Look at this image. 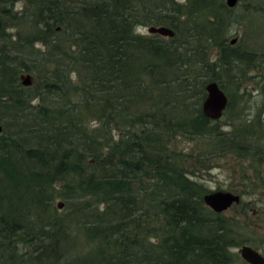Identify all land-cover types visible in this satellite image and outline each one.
<instances>
[{
	"label": "trees",
	"instance_id": "trees-1",
	"mask_svg": "<svg viewBox=\"0 0 264 264\" xmlns=\"http://www.w3.org/2000/svg\"><path fill=\"white\" fill-rule=\"evenodd\" d=\"M235 6L0 0V264H236L230 249L249 240L203 204L171 147L201 139L264 187V137L201 112L224 75L261 72L264 96V54L226 42ZM145 25L173 36L135 32Z\"/></svg>",
	"mask_w": 264,
	"mask_h": 264
},
{
	"label": "rangeland",
	"instance_id": "rangeland-1",
	"mask_svg": "<svg viewBox=\"0 0 264 264\" xmlns=\"http://www.w3.org/2000/svg\"><path fill=\"white\" fill-rule=\"evenodd\" d=\"M177 1L185 2V0ZM222 2L225 3V0ZM259 2V0H238L230 17L227 18L231 21V25L226 28L225 35L228 45L250 50L256 57L264 54V8L259 7ZM148 26H138L135 32L143 36L151 35L147 32ZM232 39L234 41L231 43ZM209 52L212 57L215 49ZM239 68H232L229 74L239 75ZM245 76L251 77L241 80L242 82H239L238 77L236 79L227 78L226 75L221 77L222 90L230 100V105L224 111L218 125L222 130L228 131L233 126L251 124L255 137H264L261 72L254 69L247 71ZM173 141L171 147L176 149L175 164L181 168L186 178L199 182L207 192L230 191L240 196L237 204H232L222 212L223 216L235 222L236 234L240 238L249 240V244L241 243L230 249L238 258L236 264H247L239 257L238 249L242 244L250 245L264 256V187H260L253 180L247 161L230 154L210 158V154L206 155V153L212 147L201 139L187 140L185 137L176 136ZM262 176L264 179V167ZM58 202L61 203L60 208L57 207ZM53 206L59 214L63 212L64 204L61 198H55Z\"/></svg>",
	"mask_w": 264,
	"mask_h": 264
},
{
	"label": "water",
	"instance_id": "water-1",
	"mask_svg": "<svg viewBox=\"0 0 264 264\" xmlns=\"http://www.w3.org/2000/svg\"><path fill=\"white\" fill-rule=\"evenodd\" d=\"M237 0H225V5L232 8ZM147 32L157 34L163 37H172L173 31L165 25H149ZM234 39L230 42L232 43ZM20 83L28 86L32 82L31 76L26 74L19 75ZM205 96L201 102L202 114L211 120H217L221 117L228 99L220 86L215 81H208L204 85ZM240 196L230 191H210L202 195L203 204L211 211L221 213L232 204L239 202ZM57 207H61V203H57ZM239 257L247 264H264V256L250 245L242 244L238 249Z\"/></svg>",
	"mask_w": 264,
	"mask_h": 264
},
{
	"label": "bare ground",
	"instance_id": "bare-ground-1",
	"mask_svg": "<svg viewBox=\"0 0 264 264\" xmlns=\"http://www.w3.org/2000/svg\"><path fill=\"white\" fill-rule=\"evenodd\" d=\"M225 94V93H224Z\"/></svg>",
	"mask_w": 264,
	"mask_h": 264
}]
</instances>
